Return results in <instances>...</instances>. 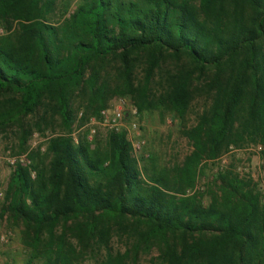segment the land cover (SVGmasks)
Returning <instances> with one entry per match:
<instances>
[{
	"label": "trees",
	"instance_id": "obj_1",
	"mask_svg": "<svg viewBox=\"0 0 264 264\" xmlns=\"http://www.w3.org/2000/svg\"><path fill=\"white\" fill-rule=\"evenodd\" d=\"M55 1L0 0V22H16L0 36V130L17 124L22 149L32 133L23 119L42 107L70 129L76 92L128 93L138 112L165 108L182 122L194 99L204 102L182 128L191 151L147 177L125 130H110L100 148L50 137L44 157H30L35 176L16 163L0 218L22 227L33 249L24 264H72L74 248L55 231L72 219L82 247L105 242L112 220L128 224L134 250L155 243L163 264H260L264 203L249 173L220 170L207 203L182 194L202 160L245 144L259 148L264 171V0H81L59 26L47 20ZM127 256L108 251L100 263Z\"/></svg>",
	"mask_w": 264,
	"mask_h": 264
},
{
	"label": "rangeland",
	"instance_id": "obj_2",
	"mask_svg": "<svg viewBox=\"0 0 264 264\" xmlns=\"http://www.w3.org/2000/svg\"><path fill=\"white\" fill-rule=\"evenodd\" d=\"M80 2L81 0H56L47 15V20L56 26L61 25ZM8 25L0 22V36L12 30L16 26V22H12L10 30L7 28ZM114 62L116 63V61L110 62L108 69L117 66ZM164 67L167 66L164 65ZM137 73L139 77L143 76L140 68ZM159 76V72H156L153 82H158ZM110 85V89H112L116 82L112 81ZM114 91H107L98 96H94L88 91L74 93L70 103L72 111L70 129L62 123L59 114L52 110L46 112L44 107L40 108L39 113L26 116L23 122L31 127L32 133L28 136L23 149L19 144L17 124L0 130V201L13 166L16 163H21L29 169L31 168L30 174L35 176V170L30 166L31 158L38 160L39 156L44 157L46 142L55 135L69 133L75 139L84 136L92 143V146L100 148L104 146L110 130H125L131 142L132 153L137 158L144 177L158 173L164 168L171 169L179 164L191 151L190 142L182 133V128L195 122V115L202 107L203 98L198 97L193 100L186 120L182 122L176 113L165 108L138 112L130 94L115 93ZM8 95L10 93L5 94V97ZM91 103L92 105H90ZM100 103L104 104L100 107L99 113L95 114L94 108H97ZM116 107L120 109L121 118L116 126H109L103 121L101 111L108 110L109 115H112V110ZM226 168L240 174L249 173L254 181L260 184L261 198L264 203V171L259 158V148L253 144L233 148L216 159L202 160L197 170L196 181L192 186L185 187L182 195L190 196L198 193L203 196L204 203H207L209 200L207 190L212 188L213 179L217 173ZM107 225L110 230L106 241L97 240V242H91L87 247L78 244L74 235L78 220L68 221L65 229L62 224L57 226L56 234L58 236L63 234L65 243L74 248V253L70 258L73 260L72 264H101L100 261L107 257L108 251L112 256L128 253V256L124 258V264H163L155 243L150 244V247L134 250L133 244L136 237L128 236L127 223L119 226L110 220ZM21 229V226L11 225L9 219L0 218V264L6 262L24 264L31 259L33 249L25 245ZM136 229V231H145L148 227L141 225ZM41 251L42 247L40 246L37 252ZM32 263L41 264L42 259L34 258ZM260 264H264V253Z\"/></svg>",
	"mask_w": 264,
	"mask_h": 264
},
{
	"label": "built area",
	"instance_id": "obj_3",
	"mask_svg": "<svg viewBox=\"0 0 264 264\" xmlns=\"http://www.w3.org/2000/svg\"><path fill=\"white\" fill-rule=\"evenodd\" d=\"M101 116L103 118V121L109 126H116L121 118V112L120 109L116 107L112 110V115H109L108 110H102Z\"/></svg>",
	"mask_w": 264,
	"mask_h": 264
}]
</instances>
